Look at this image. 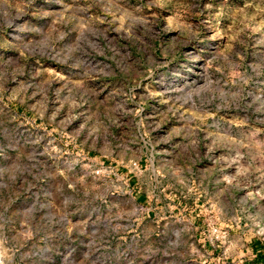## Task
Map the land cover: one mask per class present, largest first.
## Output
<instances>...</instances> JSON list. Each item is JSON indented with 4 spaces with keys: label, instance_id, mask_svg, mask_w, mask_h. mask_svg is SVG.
I'll return each instance as SVG.
<instances>
[{
    "label": "rangeland",
    "instance_id": "rangeland-1",
    "mask_svg": "<svg viewBox=\"0 0 264 264\" xmlns=\"http://www.w3.org/2000/svg\"><path fill=\"white\" fill-rule=\"evenodd\" d=\"M261 263L264 0H0V264Z\"/></svg>",
    "mask_w": 264,
    "mask_h": 264
},
{
    "label": "crops",
    "instance_id": "crops-1",
    "mask_svg": "<svg viewBox=\"0 0 264 264\" xmlns=\"http://www.w3.org/2000/svg\"><path fill=\"white\" fill-rule=\"evenodd\" d=\"M258 253H259V252H258ZM258 253L254 256L253 260H255V259H256L257 261L260 260V257L258 256V255H259ZM257 261H256V262H257ZM261 264H263V263H261Z\"/></svg>",
    "mask_w": 264,
    "mask_h": 264
}]
</instances>
